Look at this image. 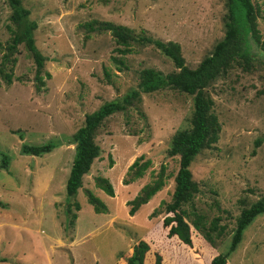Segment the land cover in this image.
I'll list each match as a JSON object with an SVG mask.
<instances>
[{
  "label": "rangeland",
  "instance_id": "obj_1",
  "mask_svg": "<svg viewBox=\"0 0 264 264\" xmlns=\"http://www.w3.org/2000/svg\"><path fill=\"white\" fill-rule=\"evenodd\" d=\"M20 1L36 24L34 45L45 58L49 79L35 90L34 65L22 45L8 56L13 63L3 60L10 9L0 0V71L11 75L7 85L0 74V164L2 158L7 163L0 168V264H115L135 240L162 235L160 204L170 202L178 169V157H168L166 150L174 133L189 127L192 97L172 89L141 94L124 112L104 120L94 138L99 157L66 201L64 185L74 154L70 136L84 115L135 89L144 68L176 72L157 49L134 44L124 57L126 68L117 71L110 60L119 57L112 37L91 32L86 24L109 22L134 35L176 43L184 66L194 69L223 36L225 0ZM251 2L259 8L257 29L264 42V0ZM247 68L234 63L205 89L220 130L217 142L190 164L198 192L182 207L188 220L191 212L202 216L205 227L218 218L224 234L212 250L191 226L192 250L173 240L159 241L164 264H204L215 253L224 255L240 210L264 198V141L254 145L264 137V45ZM22 144L54 147L34 157L20 153ZM141 155L150 167L123 186L127 167ZM160 171L164 186L128 216L125 202ZM97 177L108 180L113 197L95 187ZM85 191L104 204L106 213L93 212ZM153 210L159 215L149 218ZM255 220L226 257L228 264H264V223L259 229ZM250 232L253 245H248Z\"/></svg>",
  "mask_w": 264,
  "mask_h": 264
},
{
  "label": "trees",
  "instance_id": "obj_2",
  "mask_svg": "<svg viewBox=\"0 0 264 264\" xmlns=\"http://www.w3.org/2000/svg\"><path fill=\"white\" fill-rule=\"evenodd\" d=\"M6 2L10 9L9 25L7 26L10 37L5 48L6 53L2 58L8 63H13L9 57L15 53L19 45H22L34 65V88L38 91L43 86V78L49 79V75L43 71L45 58L34 45L33 32L36 29V24L29 20V11L22 7L20 0H6ZM258 18L259 8L251 0H225L223 36L194 69L184 66L179 46L176 43H163L146 36L143 32L134 35L126 27L109 22L92 21L86 24L89 31L108 32L112 37L116 46L114 52L119 57H111L110 60L117 67V71L126 68L124 57L132 53V44H134L138 46L149 45L157 49L172 62L176 72L163 75L153 69L144 68L138 74L135 89H131L119 99L103 103L93 112L84 115L81 126L70 136V142L74 145V154L64 185L66 201L74 198L81 188L82 177L87 174L92 162L99 157L100 149L95 144L94 138L104 120L116 113L124 112L133 103L139 101L141 94L172 89L192 97L189 127L175 132L166 150L168 157H178V169L173 178L170 202L160 204L164 205L163 213L165 215L158 222L162 235L154 240H135L123 255H118L115 264H164L165 258L160 251L162 247L159 246V241L163 240H173L192 250L190 226L201 236L211 250L215 246L214 240H218L224 234L225 228L218 226V218H212L208 227H205L202 216L191 212L192 219L188 220L189 216L182 207L190 204L193 196L198 192L197 184L192 180L189 170L190 164L201 150L217 142L220 130L217 119L212 113L213 101L205 89L234 63L244 66L245 69L252 66V62L258 57V51L264 45L257 29ZM0 74H2L4 82L9 85L11 75L3 74L2 71ZM262 141H264V137L255 140L254 145L258 146ZM53 147L52 144L38 146L22 144L20 153L39 157L48 153ZM111 164L109 163V168ZM6 165L5 158H2L0 168ZM149 167L150 161L145 160L142 155L139 156L127 167L124 174L125 178L121 179V184L127 186L142 178ZM94 184L108 197L114 196L113 188L107 179L97 177ZM164 184L162 171H160L156 179L142 186L131 200L125 202V206L128 208V216H133L142 205L146 204L152 196L161 190ZM85 197L94 213H106L107 209L104 204L90 191H85ZM72 207L75 211L79 209L76 202L72 204ZM66 212L68 213V208ZM261 214H264V198H259L248 207L242 208L235 218V226L231 231L226 253L224 255L215 253L204 264H228L226 257L239 244L242 232ZM158 215V211L153 210L148 217L153 218ZM72 220H75L74 215ZM200 260L201 258L198 259V261Z\"/></svg>",
  "mask_w": 264,
  "mask_h": 264
},
{
  "label": "crops",
  "instance_id": "obj_3",
  "mask_svg": "<svg viewBox=\"0 0 264 264\" xmlns=\"http://www.w3.org/2000/svg\"><path fill=\"white\" fill-rule=\"evenodd\" d=\"M255 219H257V220H255V227L256 228H259V229H261V227H262V224L264 223V214H261V215H259V216H257ZM260 224H261V227H260ZM260 231H262V230H259V232ZM248 242H249V244L248 245H250V243L253 245L255 242H254V237H253V232H250L249 233V235H248ZM259 243V242H258ZM261 244V243H260ZM249 247V246H248ZM214 255V254H213ZM212 255V256H213Z\"/></svg>",
  "mask_w": 264,
  "mask_h": 264
}]
</instances>
